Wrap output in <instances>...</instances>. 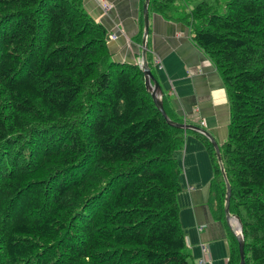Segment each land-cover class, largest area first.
I'll return each mask as SVG.
<instances>
[{
  "label": "trees",
  "instance_id": "trees-1",
  "mask_svg": "<svg viewBox=\"0 0 264 264\" xmlns=\"http://www.w3.org/2000/svg\"><path fill=\"white\" fill-rule=\"evenodd\" d=\"M172 3L150 0L149 11L191 25L221 75L229 211L245 264H264V0H227L221 12L200 2L182 15L166 11ZM106 36L83 0H0V264H195L174 157L194 132L211 151L210 201L224 216L212 144L166 123L141 66L113 61ZM162 101L187 123L164 91ZM231 254L238 264L233 231Z\"/></svg>",
  "mask_w": 264,
  "mask_h": 264
},
{
  "label": "crops",
  "instance_id": "crops-1",
  "mask_svg": "<svg viewBox=\"0 0 264 264\" xmlns=\"http://www.w3.org/2000/svg\"><path fill=\"white\" fill-rule=\"evenodd\" d=\"M103 1L111 5L108 10L103 9ZM143 2L83 0L88 13L107 30L113 61L140 65ZM147 54L153 62L155 79L174 110L187 123L207 131L221 147L227 139L230 118L227 92L216 66L194 42L192 26L149 11ZM174 157L180 168L179 216L193 262L229 264L234 229L224 216L216 218L213 212L211 151L191 134L183 147L174 151Z\"/></svg>",
  "mask_w": 264,
  "mask_h": 264
},
{
  "label": "water",
  "instance_id": "water-1",
  "mask_svg": "<svg viewBox=\"0 0 264 264\" xmlns=\"http://www.w3.org/2000/svg\"><path fill=\"white\" fill-rule=\"evenodd\" d=\"M149 2L150 0H144L143 5H142V15H143V33H142V40H141V61H140V66L141 69L143 70L144 74V82H145V88L151 93V97L153 102L155 103L156 108L158 111L162 114L164 117L165 121L167 124L173 127H178L181 129H192L194 131H198L205 135L210 143L213 146L215 157L217 159V162L219 164V168L221 171V174L224 178L225 182V196H224V218L226 222L229 225H232L235 223L234 233L235 237L237 239V244H238V251H239V263L238 264H245V252H244V242L245 238L243 235L242 231V223L240 220V217L229 211V203H230V195H231V190H230V184L227 179L225 170H224V165L222 161V156H221V149L219 144L205 131L204 129L194 125V124H189V123H180L176 121H172L164 107H163V101H162V90L161 87L158 83V81L155 79V77L152 75L149 65L147 62V35H148V30H149Z\"/></svg>",
  "mask_w": 264,
  "mask_h": 264
},
{
  "label": "rangeland",
  "instance_id": "rangeland-1",
  "mask_svg": "<svg viewBox=\"0 0 264 264\" xmlns=\"http://www.w3.org/2000/svg\"><path fill=\"white\" fill-rule=\"evenodd\" d=\"M226 1L227 0H174V3H172V5H170V7L166 9V11L173 15H182L187 11V9L192 8L196 4L200 2H207L208 4L213 6V8H216L219 10V12H221L224 9ZM172 6H174V8H172ZM170 106L173 108L171 102H170ZM190 134L196 135L195 133H190Z\"/></svg>",
  "mask_w": 264,
  "mask_h": 264
},
{
  "label": "built area",
  "instance_id": "built-area-1",
  "mask_svg": "<svg viewBox=\"0 0 264 264\" xmlns=\"http://www.w3.org/2000/svg\"><path fill=\"white\" fill-rule=\"evenodd\" d=\"M110 6H111L110 4L105 3L104 1L102 2V7L104 10H108L110 8ZM202 248H204V247H202Z\"/></svg>",
  "mask_w": 264,
  "mask_h": 264
},
{
  "label": "clouds",
  "instance_id": "clouds-1",
  "mask_svg": "<svg viewBox=\"0 0 264 264\" xmlns=\"http://www.w3.org/2000/svg\"><path fill=\"white\" fill-rule=\"evenodd\" d=\"M233 225V228L235 227V223L234 224H232ZM235 234V233H234Z\"/></svg>",
  "mask_w": 264,
  "mask_h": 264
}]
</instances>
